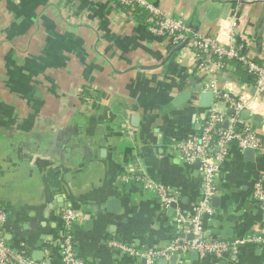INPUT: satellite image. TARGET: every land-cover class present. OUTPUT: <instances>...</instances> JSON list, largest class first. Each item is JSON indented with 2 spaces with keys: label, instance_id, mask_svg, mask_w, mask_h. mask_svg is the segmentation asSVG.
Returning a JSON list of instances; mask_svg holds the SVG:
<instances>
[{
  "label": "crops",
  "instance_id": "obj_1",
  "mask_svg": "<svg viewBox=\"0 0 264 264\" xmlns=\"http://www.w3.org/2000/svg\"><path fill=\"white\" fill-rule=\"evenodd\" d=\"M148 1L202 35H218L235 15L243 51L264 62V0ZM192 55L113 0H0V207L12 249L61 264L54 240L67 200L79 213L73 234L84 264H144L110 240L160 247L178 233L175 210L190 212L200 191L198 165L174 146L200 131L205 110ZM231 65L219 86L253 92L252 78ZM259 115L260 123L247 118L264 136ZM231 148L206 225L219 239L264 230V201L258 211L251 197L264 150ZM131 171L165 183L177 201L163 207L153 191L122 179ZM175 256L154 264H264V246H242L234 257Z\"/></svg>",
  "mask_w": 264,
  "mask_h": 264
},
{
  "label": "built area",
  "instance_id": "obj_2",
  "mask_svg": "<svg viewBox=\"0 0 264 264\" xmlns=\"http://www.w3.org/2000/svg\"><path fill=\"white\" fill-rule=\"evenodd\" d=\"M113 1L132 13L137 7L142 8L146 12L144 24L150 33L166 36L178 50L188 47L192 51L193 70L205 79L203 91L211 92L212 102L205 107L200 131L178 140L174 145L185 161L198 165L200 175L197 204L190 212L175 210L173 220L178 233L160 247L138 248L114 238L110 240V245L119 252L143 259L144 264H154L158 259L190 252L200 258L223 255L234 257L242 246H264V230L231 239H219L211 237L206 227L213 214V199L218 190L217 176L230 155L231 146L235 145L240 152L247 148L264 150V136L256 131L248 118L241 116L243 110H248L249 115H259L264 110V62L254 60L243 51L242 43L236 39V16H227L218 35H202L191 30L183 20L163 14L148 0ZM233 61L240 64V68L252 78L253 92L248 88L244 93H238L219 86V73L230 68ZM218 104L224 106L223 111L216 108ZM122 179L153 191L163 207H169L177 201L171 187L152 179L143 171H131L124 174ZM251 197L258 203L257 210L261 211L264 175H259L254 181ZM78 218V211L67 200L60 210V232L54 240L61 248V264H84L75 248L73 234V225ZM5 223L6 212L0 207V264H47L48 260L37 261L12 249L4 236ZM261 227L264 228V215Z\"/></svg>",
  "mask_w": 264,
  "mask_h": 264
},
{
  "label": "water",
  "instance_id": "obj_3",
  "mask_svg": "<svg viewBox=\"0 0 264 264\" xmlns=\"http://www.w3.org/2000/svg\"><path fill=\"white\" fill-rule=\"evenodd\" d=\"M187 98H188L187 93H186V94H181V95H179V97L177 98L176 101L181 102V101H184V100L187 99ZM200 98H201L200 105L203 106V107H207V106H209V105L211 104V102H212V94H211L210 91H202V92L200 93ZM176 101H175V102H176ZM248 115H249L248 110H243V111L241 112V116H242L244 119H246ZM253 116H254L253 118H254L256 121H260V118H261L260 115H258V114H254ZM251 150H252V149H250V148L245 149V151H251ZM193 253H194V252H193ZM175 259H176V256H175V255H172L171 258H170V261H171V262H175ZM161 260H162V262L165 263V260H164V259H161Z\"/></svg>",
  "mask_w": 264,
  "mask_h": 264
},
{
  "label": "trees",
  "instance_id": "obj_4",
  "mask_svg": "<svg viewBox=\"0 0 264 264\" xmlns=\"http://www.w3.org/2000/svg\"><path fill=\"white\" fill-rule=\"evenodd\" d=\"M133 14H135V16H138V18H140L143 22H144V17L146 12L143 11L142 8L137 7L134 11ZM238 66L240 67V64H238ZM239 74L241 73L243 76H245L246 80L251 79L250 75L247 74V72L244 69L239 68L238 69Z\"/></svg>",
  "mask_w": 264,
  "mask_h": 264
}]
</instances>
